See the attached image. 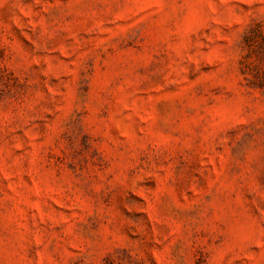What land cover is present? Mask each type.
Segmentation results:
<instances>
[{
  "label": "rangeland",
  "instance_id": "374dc122",
  "mask_svg": "<svg viewBox=\"0 0 264 264\" xmlns=\"http://www.w3.org/2000/svg\"><path fill=\"white\" fill-rule=\"evenodd\" d=\"M0 264H264V0H0Z\"/></svg>",
  "mask_w": 264,
  "mask_h": 264
}]
</instances>
